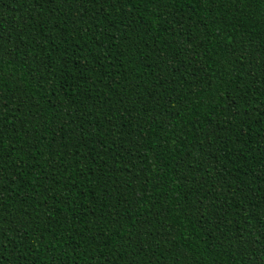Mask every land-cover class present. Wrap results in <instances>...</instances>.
I'll return each mask as SVG.
<instances>
[{
    "label": "trees",
    "instance_id": "16d2710c",
    "mask_svg": "<svg viewBox=\"0 0 264 264\" xmlns=\"http://www.w3.org/2000/svg\"><path fill=\"white\" fill-rule=\"evenodd\" d=\"M0 264H264V0H0Z\"/></svg>",
    "mask_w": 264,
    "mask_h": 264
}]
</instances>
